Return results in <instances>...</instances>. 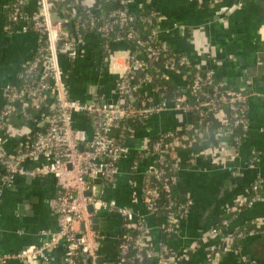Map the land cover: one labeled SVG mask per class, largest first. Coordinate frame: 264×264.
I'll return each instance as SVG.
<instances>
[{
  "label": "built area",
  "instance_id": "built-area-1",
  "mask_svg": "<svg viewBox=\"0 0 264 264\" xmlns=\"http://www.w3.org/2000/svg\"><path fill=\"white\" fill-rule=\"evenodd\" d=\"M117 1L123 8L111 11L105 20L95 16L93 9L86 5L79 9V0H39L33 12L24 10L25 0H14L12 4L7 16L8 31L16 27L23 32L33 30L40 39L44 36L45 40L44 43L40 42L34 57L23 69L21 80L24 84L20 88L12 84L4 87L0 129H7L12 116L18 113L41 112L45 118L42 128L33 132L31 141L1 157L0 202L5 189L10 188L17 177H52L58 192L49 205L57 216L58 229L42 231L39 243L17 253L0 256V264L11 261L53 264V253L61 245L65 249L63 264H98L103 237L94 229L93 219L102 212H115L122 217L126 232L118 239L119 264H149V261L177 264L180 261L166 243H162L158 249L147 244L149 229L143 218L136 217L129 208L120 207L114 200L104 197L106 189L116 188L119 162L131 154L127 140L132 132L123 123L127 119L144 123L167 111L194 114L190 123L141 148L133 163L132 175L135 176L142 161L154 158L149 172L162 185L161 188H149L144 196L148 208L165 217L164 234L167 238L178 233L180 221L187 217L193 205L191 199L180 200L172 195L179 169L172 158L174 151L190 149L208 141L211 148L192 153L190 164H196L201 155H210L221 165L238 156V148L231 146L227 139L233 137L235 129L239 127L248 131L246 93L237 89L220 90L222 84L213 85L216 77L214 70L205 68L202 69L206 70L205 76L195 74L191 88L188 90L186 87L175 101L162 100L160 88L156 89L161 99L158 102L141 96V87L152 83L150 70L161 73L159 66H162L165 70L176 72L177 65H190L191 62L186 56L177 60L172 55L173 51L160 40L158 24L161 16L158 12L153 11L150 17L143 19L156 28L142 40L139 32L131 26L136 20V13L129 10L133 0ZM57 7L61 8L59 11L65 18L53 20L52 11L58 10ZM91 22L99 24L97 35L108 41L104 48L109 53L111 63H115L111 43L135 40L139 47L128 57L126 69L120 73L116 85L119 100L114 103L105 102L99 97L89 103L74 100L64 82L60 54L64 53L71 62L79 58L85 32L90 29ZM206 85L213 86V93L204 91ZM188 95L195 97L197 102L189 103ZM222 106H228L230 112H225ZM80 114L89 120L91 136L85 129L75 128V116ZM217 115L221 117V122L214 127L213 121ZM206 118L208 120L204 122ZM31 162L36 165L28 168L26 165ZM167 166L171 167V174H167ZM263 187L264 180H256L249 191L233 201L226 212L236 215L241 209L264 201ZM231 222L224 219L223 227L211 230V235L222 239L223 246L207 258V264H220L227 249L239 240L260 235L264 230V217L252 221L254 227L250 230L230 229ZM132 250L135 252L132 253Z\"/></svg>",
  "mask_w": 264,
  "mask_h": 264
},
{
  "label": "crops",
  "instance_id": "crops-1",
  "mask_svg": "<svg viewBox=\"0 0 264 264\" xmlns=\"http://www.w3.org/2000/svg\"><path fill=\"white\" fill-rule=\"evenodd\" d=\"M11 2L0 0V114L4 87L21 80L24 67L41 42L33 30L23 32L16 27L8 31L7 9ZM83 2L91 9L99 6V0ZM24 8L32 12L35 3L26 2ZM146 9L160 14L159 38L170 50L186 56L198 68L213 69L219 80L246 93L249 128L238 147L237 158L225 165L217 164L210 155H201L196 164L189 163L192 153L211 148L208 141L174 151L172 158L179 165L177 196L182 200L191 199L193 205L187 217L180 221L178 233L170 238L164 234L165 217L152 212L143 195V182L154 158L142 161L135 176L132 168L141 148L152 143L157 134L179 130L190 123V115L167 111L134 130L127 140L131 154L118 164L116 188L106 189L104 197L145 220L149 229L147 244L152 248L158 249L166 243L180 258L177 264H207V258L223 246L220 237L211 235L221 214L240 195L247 193L256 180H264V0H133L129 7L134 13ZM52 18L58 20L65 16L53 10ZM110 49L115 63L109 61L102 40L87 30L79 58L72 64L60 58L72 99L83 103L96 97L109 103L119 100L116 85L134 50L123 41L111 43ZM159 67L178 88L186 89L182 73ZM140 94L156 102L161 100L152 83L144 84ZM23 115L27 119L22 125L14 119L7 129H0V173L3 154L13 153L31 141L33 132L44 124L45 116L41 112ZM75 120L86 127L89 124L87 117ZM220 122L221 117L217 115L214 127ZM34 165L31 162L26 166ZM57 192L52 177L20 176L5 189L0 202V256L39 243L42 231L58 229L57 216L49 205ZM263 217L264 201H259L238 211L230 229L244 228ZM98 218L104 219L97 230L103 237L98 264H119L118 239L124 231L122 217L115 212H102ZM64 254L61 245L53 253V264H63ZM220 264H264V230L256 237L245 239L240 248L227 249Z\"/></svg>",
  "mask_w": 264,
  "mask_h": 264
},
{
  "label": "trees",
  "instance_id": "trees-1",
  "mask_svg": "<svg viewBox=\"0 0 264 264\" xmlns=\"http://www.w3.org/2000/svg\"><path fill=\"white\" fill-rule=\"evenodd\" d=\"M25 2H34L35 3V9L38 7L39 5V0H25ZM80 4L81 5H77V7L79 9H81L82 5H85V3L83 2V0H79ZM14 3V0H12V2L10 3V6L8 7L7 9V14L10 12L11 8H12V4ZM24 8V7H23ZM123 7L120 5L119 1H109V2H106L105 0H99V6L96 8V9H93V12L95 14V16H97L98 18H101L102 20H105L107 15L111 12V11H114V10H119V9H122ZM58 11L61 9L60 7H57ZM24 10L26 12H28L25 8ZM33 12V11H32ZM153 12V9H146V10H143L139 13H136V20L135 22L131 25L133 27V29L137 30V32H139L142 40H145L148 35L153 31V29L156 28V26L154 24H150L148 21L144 22L143 19L144 18H148L150 17L151 13ZM98 23H89V30L92 31L95 35H97V27H98ZM98 36V35H97ZM99 37V36H98ZM100 38V37H99ZM101 39V38H100ZM44 40H45V37L43 36L42 39H41V42L44 43ZM102 42H103V46L108 42L106 41L105 39H101ZM126 44H128L131 48H133V50H138V45L136 43L135 40H125L124 41ZM105 50V48H104ZM106 52V50H105ZM107 54V52H106ZM172 55L175 56V58L178 60L180 59L181 57H183L184 55L182 54H177L175 52L172 53ZM63 57L65 60H67V62L69 64H72L74 62H71L64 53H61L60 54V58ZM161 60H165L164 58H162ZM61 65V63H60ZM62 67V65H61ZM64 68H62V71H63ZM176 71L182 73L185 78H186V87L188 88V90L191 88L192 84H193V81H194V75L199 73V74H202L203 76H205V71L206 70H202L200 68H198L196 65H194L192 62L190 65H184V66H179L177 65L176 67ZM149 73L151 74V76L153 77V80L151 81L152 82V85L157 89V88H160L159 92L161 93L162 95V100L164 101H168V102H171V101H175V99L182 95V92H183V89L181 88H178L177 84L171 79V78H168V77H165L162 75V73H157L156 71L154 70H150ZM158 75V77H157ZM63 76H64V82L66 84V88L68 89L67 87V83L65 81V74L63 73ZM23 80H20L17 84H15L16 87L20 88L22 85H23ZM222 84L223 87L221 88L220 87V90H227V89H235V88H232L228 85H226L222 80H219L217 77H215L213 79V85H220ZM213 86H204V91H207L209 93H213ZM238 90V89H237ZM160 93H158V95H160ZM197 97H199V95H197ZM195 97L193 98L191 95H188L187 96V101L191 104H195L197 101H195ZM225 112L229 113L230 110L228 108V106H222L221 107ZM194 116V114H190V118L192 119ZM76 117L78 118H85L83 117V115H76L75 116V119ZM14 119H17L19 121V125H22V123H24L26 121V117L25 115L21 114V113H18L14 116H12L11 118V121L14 120ZM74 119V126L75 128H83L87 131L88 135L91 136V129H90V122L89 124H87V127L86 125H82L83 123H80V122H77L76 120ZM208 118L204 119V122H207ZM10 121V123H11ZM124 125L126 127H128V129L130 130V132H133L134 130H136L137 128L143 126V124H145L146 122H141V121H137L135 119H127L125 120L124 122ZM16 124V123H15ZM176 130H172L171 132H175ZM129 131H127L126 133H128ZM247 132L244 131L242 129V127H239L237 129H235V135H233V137L231 138H228L227 141L228 143L235 147V148H238L240 146V143H241V140L243 138L244 135H246ZM168 135V132H161L159 134L156 135V139L154 141H156L157 139H162L164 136ZM238 139V141H237ZM198 142H200V140H198ZM200 159V157H199ZM251 165L254 164L253 163H250ZM169 167L170 166H167L166 170H167V174H171L169 172ZM171 168V167H170ZM172 174H174L172 172ZM175 174L177 175V173L175 172ZM174 174V175H175ZM161 183L158 182L154 175L150 172H148V174H146V177L144 179V182H143V195H147V191L149 188H161ZM264 191V187L261 189V192ZM172 195L175 196L176 198L180 199L178 196H177V183L172 187ZM252 196V195H251ZM182 200V199H180ZM159 207H161L159 205ZM165 214L166 212L163 211ZM235 214L233 213H227V212H224L223 214H221L220 218L218 219V222L216 225H214L213 228H220V227H223L222 225V221L224 219H227L229 221H233V219L235 218ZM254 227V225L251 223H248L244 228L243 227H240L239 229H247V230H250ZM234 230H238L237 228L234 229ZM126 232V231H125ZM123 231V233H125ZM245 240H239L237 243L234 244V247L235 248H240L242 243H244ZM118 245H119V241H118ZM135 251L132 250V253H134ZM149 264H154V261H149L148 262Z\"/></svg>",
  "mask_w": 264,
  "mask_h": 264
},
{
  "label": "water",
  "instance_id": "water-1",
  "mask_svg": "<svg viewBox=\"0 0 264 264\" xmlns=\"http://www.w3.org/2000/svg\"><path fill=\"white\" fill-rule=\"evenodd\" d=\"M25 4H26V3H25ZM25 4H24V5H25ZM103 220H104L103 218H98V217L93 219V224H94V229H95V230H99V228H100L99 224H100V222L103 221Z\"/></svg>",
  "mask_w": 264,
  "mask_h": 264
}]
</instances>
